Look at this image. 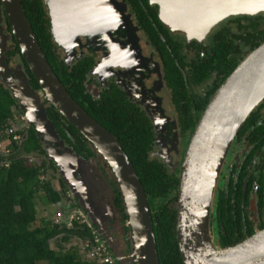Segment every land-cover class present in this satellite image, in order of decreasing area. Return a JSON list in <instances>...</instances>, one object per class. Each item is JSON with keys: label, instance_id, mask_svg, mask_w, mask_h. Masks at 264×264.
I'll return each mask as SVG.
<instances>
[{"label": "water", "instance_id": "obj_1", "mask_svg": "<svg viewBox=\"0 0 264 264\" xmlns=\"http://www.w3.org/2000/svg\"><path fill=\"white\" fill-rule=\"evenodd\" d=\"M43 1L50 12L53 39L65 51L68 66L75 58L78 59L77 48L82 47V37L87 38L90 48L91 45H104L108 40H114L116 35L128 40L127 35L134 33L126 7L117 0ZM107 1L112 6L111 13L101 8ZM153 3L159 5L160 20L171 31L200 39L231 16L264 12V0H153ZM241 3H248L249 7L244 8ZM3 6L12 35L6 34L2 26L0 5V82L17 100L24 121L36 130L45 151L59 167L60 178L69 188L71 197L81 203L85 200L90 203L96 196H101L98 187H109L110 182L100 177L91 162L75 155L67 147L48 117L47 105L54 106L94 146L110 167L112 182L117 184L122 194L129 216L128 225L132 228L136 263L161 264L146 191L119 139L93 118L61 82L36 38L22 0H4ZM75 9L73 24L80 28L73 36L68 35L71 40H67L63 33L62 13ZM9 39H15L18 44L40 91L33 89L23 64L11 66L8 62ZM64 39L69 46L62 43ZM108 50L112 51L111 48ZM263 101L264 43L212 96L188 145L180 169L178 201L175 204L176 236L185 264H264V230L257 231L239 246L226 249L215 244L210 230L226 160L243 125ZM62 206L60 203L57 207L61 209ZM113 211L110 206L109 214ZM82 215L89 228L97 224L101 228L91 209L82 210ZM113 257L117 260L114 253Z\"/></svg>", "mask_w": 264, "mask_h": 264}, {"label": "trees", "instance_id": "obj_2", "mask_svg": "<svg viewBox=\"0 0 264 264\" xmlns=\"http://www.w3.org/2000/svg\"><path fill=\"white\" fill-rule=\"evenodd\" d=\"M23 7L47 60L61 82L93 118L119 139L132 161L148 197L161 264H185L176 236L175 202L179 183L177 169L181 167L180 164L172 170L162 160L151 156L154 134L150 121L139 115L118 90L107 92L102 98L94 97L88 92V76L95 59L93 56H85L78 58L71 66L65 63L59 52L60 48L53 39L51 21L44 1L25 0ZM152 15L153 21L141 20L140 25L162 54L166 80L173 89L179 113L182 137L189 138L197 128L212 96L235 71L246 54L264 42V17L256 18L262 23L258 32V25L254 24L256 35L252 34L250 29L245 32L246 29H243L239 20L227 21L213 34L210 49L204 50L203 56L199 55L200 52L196 53V57L192 56L188 61V55L183 51L185 43L172 39L173 34L179 32L170 31L171 29L160 20L155 9ZM10 55L22 57L16 42ZM22 62L33 89L40 91V86L23 57ZM202 87L205 88L204 92L195 91V88ZM261 107L262 104L248 118L235 141L236 144L247 138L255 145L249 157L250 161L256 152L264 148ZM18 109L17 100L0 82V142L9 137L13 138L14 135L9 136L6 132L17 122L15 111ZM47 113L60 138L75 155L91 162L100 177V169L108 173V178H101L110 182L113 207L120 208L125 213L122 194L117 184L112 182L113 174L107 162L54 106L47 105ZM261 119L262 124L259 123ZM15 134L19 136V140L11 139L12 143L6 152L0 151V264H101L88 257L90 248H83V243L88 240L93 242L94 235L87 221L81 217V212L76 213L72 219L67 216L68 219L62 221L63 223L41 220V224L36 226L39 214L38 200L42 199L47 205L58 206L63 203V197L69 195V188L62 179H58L57 168L47 159L44 145L36 130L30 127L17 130ZM55 180H58L65 196H62L58 185L55 186ZM174 192L175 197L170 198ZM230 201L231 197L227 200L224 194L217 191L211 220H215L219 228L224 226L225 231L235 233L236 228L232 225L236 223L232 213L234 206ZM238 222H241V219ZM60 236L57 248H52L51 240ZM220 237L226 239L222 233ZM73 238L83 242L82 248L75 246L65 250L64 245L70 243ZM110 253L113 256V253Z\"/></svg>", "mask_w": 264, "mask_h": 264}, {"label": "flooded vegetation", "instance_id": "obj_3", "mask_svg": "<svg viewBox=\"0 0 264 264\" xmlns=\"http://www.w3.org/2000/svg\"><path fill=\"white\" fill-rule=\"evenodd\" d=\"M3 1L0 0L2 26L5 28L6 34L12 35V29L3 6ZM24 1L22 0V4ZM117 1L126 7L127 13L134 25V33L130 32L127 35L129 37L128 40L116 35L114 40H108L104 45H91L90 48L88 47V40L86 38V40L83 39L81 42L82 47L77 48V57L81 59L85 56H93L95 59V64L88 76L89 83L87 84V90L97 98H102L104 94L112 90H118L123 99L139 115H143L149 119L154 134L151 156L159 158L167 166H170L172 170H175L179 164L182 166L192 136L189 138L188 136L186 138L182 137L173 89L166 80L164 59L158 47L151 42L148 33L140 25L141 20L153 21V9L157 11L160 18V7L158 4L153 3V0ZM46 10L51 21L50 12L47 7ZM258 17H264V12L257 15L231 16L217 25L208 36L201 39L189 38L184 33H175L172 39L185 43L183 51L188 55V61H190L192 56L196 57V53L200 52L199 55L203 56L204 50L210 49L213 44V34L222 24L229 20L241 21L243 29H246L245 32H248L250 29V32L256 35L261 29L260 25L262 24L261 20L256 19ZM254 24L258 25L256 33L254 31ZM15 42V39H9L8 41L9 51L7 52V56L11 66L23 64L20 55H10ZM105 45L108 48H105ZM110 48L112 51L108 50ZM253 51L246 54L243 61ZM114 53L117 54L114 55ZM63 57L65 60V56ZM76 60L78 59L75 58L74 62ZM65 63H67L66 60ZM23 68L25 71L24 64ZM195 91L202 93L205 91V88H195ZM261 104L263 105L261 113L264 120V101ZM15 115L20 120L19 123H21V126H19L17 120L14 124L18 126L19 130L32 127L31 125L27 126L28 124L23 122V114L19 109L15 111ZM263 120L261 119L259 123L262 124ZM234 145L235 148L231 151L230 163L228 165L225 163V166H227L226 174L222 171L217 191H219V194H224L227 200L231 197L230 203L234 206L232 213L236 221L232 225L236 228V231L235 233L233 231H225L224 226H220L219 228V226H216L215 220H211L210 223L211 236L222 249L239 246L255 235L257 231L264 230V148L256 152L250 161L249 157L253 153L255 145L251 144L247 138H243L242 142L234 143ZM173 152L178 155L177 161L174 160L176 163H173L169 156V153L171 155ZM160 155L163 156V159ZM180 169L181 167L177 169L179 179L181 175ZM100 172L102 173V178H108V173L106 174L101 169ZM232 185L234 187L231 188ZM105 190L104 194H100L101 196H96L92 200L93 203L85 200L82 203L75 201L74 203L64 204L62 207L63 212H61L63 218H60V221L65 222L68 219L67 216L69 218L75 217L76 213H82V210L87 208L91 209L95 213L96 222L101 225V228L97 224L98 226L95 225L91 229L100 238V241L107 245L108 251H113L116 255V264H137L134 254L135 245L132 228L128 225L129 216L126 212L124 213V210L113 207L111 189L107 190L105 188ZM176 195L177 202L178 187ZM173 197H175V192L170 196V198ZM166 201L168 202L169 199ZM94 203H99L102 211L97 212L94 208L96 205ZM238 203H240V206H238ZM110 206L114 210L113 214H109L108 212ZM226 207H229L228 204ZM229 214L230 212H228ZM221 219H223V216H221ZM239 219H241L242 223L238 222ZM219 232L226 238L225 240L220 237Z\"/></svg>", "mask_w": 264, "mask_h": 264}, {"label": "rangeland", "instance_id": "obj_4", "mask_svg": "<svg viewBox=\"0 0 264 264\" xmlns=\"http://www.w3.org/2000/svg\"><path fill=\"white\" fill-rule=\"evenodd\" d=\"M47 7V6H46ZM47 9H48V7H47ZM82 39V41H83V39L84 40H86L84 37H82L81 38ZM60 53H61V55H63V56H65V58H66V54H65V51L63 50V49H61L60 48ZM77 54H78V49H77ZM78 56V55H77ZM20 122V120L18 119V123ZM23 122L24 123H27L26 121H24V119H23ZM19 126H21V123H19L18 124ZM14 127H15V130L17 131V130H19L18 129V126L17 125H13ZM27 126H30V124L28 123V125ZM22 128V127H21ZM22 129H24V128H22ZM7 141V140H6ZM6 141H4L5 143H4V145H3V149L5 148V146H6ZM235 145H233V147H232V149H231V151H233L234 150V147ZM1 152H5V151H1ZM46 152V151H45ZM47 153V152H46ZM170 153H171V151H170ZM170 153H169V156H170V158L172 159V162L173 163H176V161H177V157H178V155H176V153H172L171 155H170ZM168 155V154H167ZM160 157L162 158L163 156L162 155H160ZM230 158H231V152H230V154H229V156H228V158H227V160H226V165H228L229 163H230ZM47 159L48 160H51L50 159V157H49V154L47 153ZM163 159V158H162ZM174 160H176V161H174ZM54 164H55V166H56V168H57V172H56V174H57V177H58V179L60 178V175H59V167L57 166V164L55 163V161H53V160H51ZM169 168H170V166H168ZM226 169H227V166H225L224 167V170H223V173L224 174H226ZM222 177V176H221ZM61 179V178H60ZM54 184H55V186L57 187V185H58V188H59V190H61V187L59 186V184H58V180H55L54 181ZM105 188H107V190L109 189V187L108 186H104V188H103V190L100 188V187H98V193L99 194H104V192L106 191L105 190ZM69 190V189H68ZM61 194H62V196H65L64 194H63V190H61ZM69 194V193H68ZM41 197H43V194H41ZM70 197V198H69ZM64 199H63V205L64 204H69V203H74L76 200L74 199V198H72L71 197V195L69 194V195H67L66 197H63ZM96 205L94 206V208H95V210L97 211V212H100V211H102V207H101V205L99 204V203H95ZM98 205V206H97ZM63 207V206H62ZM62 207H61V209H59L58 207H57V205H47L46 203H45V201H43L42 199H40V200H38V222H37V224H36V226H39L40 224H41V220H50V221H60V219H59V212H63V210H62ZM81 215H82V213H81ZM82 218H83V220H85V221H87L86 220V218L82 215L81 216ZM61 218H63V215H62V217ZM73 217H71V219H72ZM107 227V226H106ZM107 229V228H106ZM60 238H61V236L60 237H58L57 239H54V240H51V247L52 248H57V243L58 242H60ZM215 241V244L216 245H218V243H217V241L216 240H214ZM82 241L80 240L79 241V239H76V238H73L72 240H71V242L70 243H68V244H65L64 245V248H65V250H68L69 248H71V247H78L79 249H81L82 247Z\"/></svg>", "mask_w": 264, "mask_h": 264}, {"label": "built area", "instance_id": "obj_5", "mask_svg": "<svg viewBox=\"0 0 264 264\" xmlns=\"http://www.w3.org/2000/svg\"><path fill=\"white\" fill-rule=\"evenodd\" d=\"M9 136L14 135L13 138H8L6 141V146L3 149L4 141L0 142V151H5L7 150V147L12 143L13 141H18L19 136L16 133L15 127L11 126L7 129L6 132ZM12 139V140H11ZM62 217L61 214H59V219ZM59 222V221H58ZM86 222V221H85ZM94 239L93 242L91 240H88L86 243H83V248H90L88 251V257L93 260H97L101 264H116V261L112 254L108 251L107 245L105 243H102L100 241V238L93 233Z\"/></svg>", "mask_w": 264, "mask_h": 264}, {"label": "bare ground", "instance_id": "obj_6", "mask_svg": "<svg viewBox=\"0 0 264 264\" xmlns=\"http://www.w3.org/2000/svg\"><path fill=\"white\" fill-rule=\"evenodd\" d=\"M157 1H161V0H157ZM240 5H242L244 8H248V3H241ZM101 8H103L105 11L107 10H110V13H111V9H112V6H110V3L107 1V2H104V4L101 6ZM100 8V9H101ZM77 9H75L74 11L72 10H65L63 13H62V18L63 20L61 19V22H62V25H63V28H64V31L63 33L65 32L66 36H67V40H71L68 35L70 36H73L75 34V31L76 29L80 28V27H75V25L73 24V14L74 12H76ZM100 16V13L99 15H97V17ZM106 20L108 21H111V18L109 19L108 17H105ZM63 30V29H62ZM67 40H62V43L67 47L69 46V42ZM117 53H114V55H116ZM219 124V122L217 123V125ZM220 125H221V122H220ZM216 128V127H215ZM214 128V129H215ZM213 129V130H214ZM214 132V131H213Z\"/></svg>", "mask_w": 264, "mask_h": 264}]
</instances>
